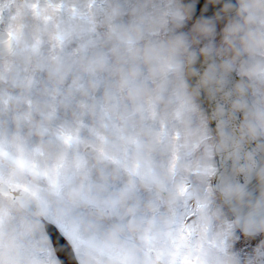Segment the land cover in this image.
<instances>
[{
    "label": "rangeland",
    "instance_id": "374dc122",
    "mask_svg": "<svg viewBox=\"0 0 264 264\" xmlns=\"http://www.w3.org/2000/svg\"><path fill=\"white\" fill-rule=\"evenodd\" d=\"M64 0H55L58 4ZM69 1L70 0H65ZM240 5L244 10H246L249 15L256 16L262 23H264V8L260 9L256 6L255 2L251 0H238ZM112 2V0H111ZM128 0H121V3L125 6ZM134 6L140 9L141 16L145 18L142 19L140 16H134L135 10L131 12V15H126V17H121L119 20L112 23L110 27V37L111 45L106 43V47L98 43L97 46L93 43L87 44L86 56L85 53L82 55H74L77 53L78 48H71L69 51L67 48L58 49V44H52L51 40L43 41L45 35H50L54 41L55 37L58 35L65 36L70 30L71 25H63L60 21H55L50 23L51 25H28L25 22H17L14 18H10L6 29L11 33L16 35V48L17 53L12 61L0 64V66L15 68L17 65L21 68H25L27 76L29 77L34 72L38 73L43 81H55L54 74L56 72H68L73 66H76L72 72V77L69 81H73L76 78L77 84H81L84 79L83 84L86 82L87 90L89 94H84V90L75 89V91H68L66 88H59L57 95L54 92H50L48 95H43V98L52 99L51 102L57 103L60 107L66 105L69 102L77 103L73 118V113L70 112L66 118L63 116L67 115V111H61L60 108L57 111L52 110L49 106L41 104L39 113L26 112L25 116L29 117L31 120L36 121L39 125L45 128L58 130V132H63L62 134L72 135L73 139H70V144H65V139H59L58 142L50 141L48 137H42L35 144V146H30L34 142V136L30 135L31 127L24 122L17 120H10L7 113L0 107V150L7 152L13 157L22 159L25 163L26 161L34 165L40 164L43 169V176L46 178H40L42 181V188L40 189V194L43 198V212L47 214L50 218H55L62 228L66 231L71 230L76 232L78 236L83 239L89 240L91 246L84 250L79 251V258L84 264H93L90 261H94L95 264H129L130 258L133 257V252L131 249H115L113 245H126V241L123 235L131 240L134 230L129 226V221L127 223L122 220V233L116 227L111 226L109 223L100 221L93 214L85 211L79 210L84 219L79 220V216L76 211L75 205H79V201H84V199L89 200L91 203L100 202L101 204L108 205V202L113 198L112 196L116 194L117 189L114 185V179L116 177L115 169L109 162V156L116 159L119 157V145H117V136L114 125L108 128L107 139L100 136L99 138L94 135L96 125L91 124L88 120L90 128H86L85 122L83 121V116L85 114H90L95 117L96 120L100 117V105L105 102L107 109L110 114L118 119L121 127L127 129L130 123H128L125 118L129 116L130 108L139 107L145 108L146 106L153 105L154 102H158V106L153 107L146 114H152L153 112H161L167 114L168 106H166V101H162L160 95L163 89L166 87L171 88L170 94H177L178 100L180 102H186V115L189 118L194 112V118L192 122L186 121V131H198L200 134L204 133L206 128V121L204 114L201 109L194 105L192 107L190 104H194L193 97L186 90L183 85L182 78L175 77L171 74H167L165 79V84H156V76L152 74V68L147 67L145 64H140V60L136 59L133 62L130 59V64L125 65L119 56L127 45H131V42H125L122 35L129 36L130 34L137 37L145 29H150L152 32H156L160 25H166L171 29H176L178 26L175 20L166 21L168 14L173 16L176 14L180 17H187L186 11L184 10L180 0H134ZM114 3V1H113ZM137 5V6H136ZM74 6H78V2L74 0ZM1 8V7H0ZM82 8V5H79ZM80 10V9H79ZM55 15L56 10H53ZM75 12L83 17L81 11ZM114 13L119 14L117 8H113ZM94 16H87L85 23L89 31H95ZM180 23V21H179ZM225 23V21H224ZM225 28V24L217 27L218 29ZM76 30L77 36H82L84 38L85 28L84 26L73 25ZM216 28V27H211ZM207 29V27L197 28L199 31L197 33L198 39H203L201 36V30ZM263 31L264 28H261ZM107 31V30H106ZM105 35V39L108 38ZM226 33L224 32V37ZM258 37V36H257ZM246 38V36H245ZM259 38V37H258ZM129 39V38H128ZM256 39H253L255 44ZM100 42V40H98ZM137 47V53L144 52L145 40L141 36L137 38L135 42ZM216 45V42H215ZM257 46V44H255ZM262 53L256 52L252 59V66L250 69V75L253 77L257 87H264V41L262 44H258L257 48L260 49ZM254 48V47H253ZM28 50L26 53L27 59L22 62L24 50ZM106 50V52H105ZM54 55V59H50L51 55ZM104 54L105 62L101 59V55ZM124 55V53H122ZM189 53L184 54L180 49L175 48L170 44H158L153 55L158 58H166L168 64H171L177 68H181L185 64V57ZM90 57V58H89ZM32 59V60H31ZM22 62V63H20ZM89 63L91 65H89ZM101 63L104 65L102 66ZM89 66V71L98 72H110L106 76V82L99 79V74H90L91 82L83 70L84 66ZM126 66L122 68L123 66ZM17 66V67H18ZM121 66V67H118ZM140 66H144L138 71ZM82 67V68H81ZM124 69V70H123ZM147 69V72H145ZM248 70L247 68L243 71ZM14 71V70H13ZM171 73V71H168ZM85 75H88L85 77ZM104 76V75H103ZM105 78V77H103ZM176 80H175V79ZM172 80H175L172 84ZM71 83V82H69ZM73 83V82H72ZM68 84L73 87L76 84ZM101 83V85H99ZM138 85H137V84ZM137 87V88H135ZM140 87V88H139ZM184 90L186 95H180L181 91ZM260 89L256 88V91ZM90 99V106L85 111L77 110V107L88 102V96ZM166 100V99H165ZM255 101V100H254ZM262 102V101H258ZM160 104V105H159ZM259 106V111L264 112V106ZM115 108H118L119 113H115ZM193 108H195L193 110ZM154 109V110H153ZM161 110V111H160ZM29 111V110H28ZM92 122V121H91ZM205 128V129H204ZM140 129H143L140 127ZM133 133L135 128H132ZM98 133V131H97ZM31 136L30 139H28ZM27 140V142H26ZM120 147L122 146L126 150H131L134 146V140L130 133L127 132L125 138L120 142ZM188 143V141H187ZM91 144L96 147L99 151L98 157L96 159H88L83 155V148ZM71 169H75L82 172L79 180L80 182L76 185H70L67 177L71 173ZM69 174V175H68ZM187 184V183H184ZM50 190L51 192H48ZM115 192V193H114ZM84 198V199H83ZM115 215L110 219L115 220ZM127 220V219H126ZM146 217L142 218L145 221ZM24 221H27L24 219ZM84 223V224H83ZM86 223L88 225H86ZM1 224V219H0ZM39 228V227H38ZM156 235L157 237H162L161 233L151 231L149 225L142 224L140 227V234L142 236V241L150 245V237ZM44 232L42 233L41 228L31 231V229H26L23 232L14 230L12 228H6L0 225V264H60L52 252L48 241L44 237ZM64 234V233H63ZM72 237V235H71ZM250 264H256L255 260L258 256L257 251L260 248L264 250V235L250 238ZM80 247V245L78 246ZM122 247V246H121ZM94 258V259H91ZM129 262V263H128ZM173 259H171V263ZM227 264H231V261H227ZM235 264V263H233Z\"/></svg>",
    "mask_w": 264,
    "mask_h": 264
},
{
    "label": "flooded vegetation",
    "instance_id": "af4514ba",
    "mask_svg": "<svg viewBox=\"0 0 264 264\" xmlns=\"http://www.w3.org/2000/svg\"><path fill=\"white\" fill-rule=\"evenodd\" d=\"M18 1L24 9L37 11L44 0ZM178 125V131L158 132L153 142L143 148L147 153L141 158L145 172L132 169V180L140 186V191L132 197L139 198L140 210L146 208L148 215L146 223L140 222L142 212L137 210L133 229H138L141 223L163 236L161 240L152 233L148 240L157 248L147 249L138 241L139 232L136 231L134 249L147 252L148 264H160V261L164 264H227L229 258L233 263L250 264L249 242L243 241L244 236L235 228L230 210L212 190V167L202 165V161L188 162L182 119ZM119 170L120 173L124 171L122 160ZM0 180L35 196L42 185L36 173H26L16 165H2ZM0 200L4 203L5 215L32 219L10 199L0 195Z\"/></svg>",
    "mask_w": 264,
    "mask_h": 264
},
{
    "label": "water",
    "instance_id": "95a60500",
    "mask_svg": "<svg viewBox=\"0 0 264 264\" xmlns=\"http://www.w3.org/2000/svg\"><path fill=\"white\" fill-rule=\"evenodd\" d=\"M188 11L200 21H210L240 10L235 0H183ZM0 21V57L11 51L13 39ZM186 82L207 111L212 131L218 139L215 153L218 172L213 187L232 210L237 226L250 236L264 233V140L255 122L249 101L250 82L240 79L213 54L189 57ZM85 153L96 154L92 147ZM0 192L9 195L0 184ZM23 199L24 193H14ZM27 208V207H26ZM28 209V208H27ZM63 264H78L74 253L54 226L46 223Z\"/></svg>",
    "mask_w": 264,
    "mask_h": 264
}]
</instances>
